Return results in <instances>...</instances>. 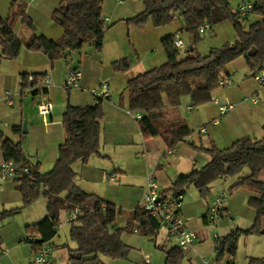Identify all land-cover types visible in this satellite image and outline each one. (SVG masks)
Instances as JSON below:
<instances>
[{
  "label": "trees",
  "instance_id": "trees-1",
  "mask_svg": "<svg viewBox=\"0 0 264 264\" xmlns=\"http://www.w3.org/2000/svg\"><path fill=\"white\" fill-rule=\"evenodd\" d=\"M103 3L104 0H60L51 19L62 29V34L58 39L51 40L35 33L32 21L26 14L25 4L13 0L9 16L6 19L0 16V59H16L22 46L43 53L51 63L79 50L84 44H94L100 48L106 30ZM250 13L258 15V18L250 22ZM249 14L246 17L248 27L244 28L229 0H144V9L125 19L127 24L135 26H141L151 19L155 26H160L180 16L184 23L182 30L191 36L193 42L199 39L201 33L198 27L204 23L212 26L230 20L236 33L232 43L212 48L206 55L196 52L194 46L187 47L185 54L180 55L179 50L173 47L175 34H169L162 39L167 60L126 80L129 110L143 112L137 124L144 139L160 136L167 150L173 149L180 142H187L191 130L185 121L178 115L169 119L164 109L167 106L177 108L183 96L190 98L192 106L209 101L211 92L218 86L219 77L229 74L227 65L237 58L245 59L250 74L262 67L264 0H256ZM18 18L31 31L27 39L23 40L14 31ZM113 67L116 70L126 69L128 63L125 59L118 60L113 63ZM28 74L34 75L36 80L44 75L25 73L23 78ZM22 89H26V85ZM100 100L91 106H66L62 113L65 141L58 147V158L53 168L46 173H40L39 164H31L25 154L21 126L13 127V132L20 135V140L15 142L6 138L0 144L3 160H10L20 168L27 167V171H18L15 178L22 196V205L1 211L0 218L18 213L40 196L46 199L47 215L25 226L27 234L36 236L27 240L33 250L44 242L52 247L50 240L57 234L61 210H80L76 219L68 221V237L76 246L72 248L66 243L62 245L67 249V264H105L101 256L125 259L129 246L121 240L122 234L136 233L153 238L160 228L149 212L137 206L125 226L112 230L111 226L121 210L114 203L86 193L75 184L77 173L73 169L74 163H87L93 155L104 157L100 150L103 118ZM262 128L264 132V125ZM200 148L210 156V160L199 169L181 175L164 193L178 196L184 194L188 187L194 186L200 196L206 198L211 182L239 175L247 168L248 174L241 176L230 190L244 187L257 194L247 202L255 210L254 222L246 228L237 226L217 240L218 256L224 253L232 256L241 234L264 236V134L261 138L243 136L226 148H219L214 143ZM181 256L182 250L173 247L166 253L165 264H179ZM248 264H264V256L250 258Z\"/></svg>",
  "mask_w": 264,
  "mask_h": 264
},
{
  "label": "crops",
  "instance_id": "crops-1",
  "mask_svg": "<svg viewBox=\"0 0 264 264\" xmlns=\"http://www.w3.org/2000/svg\"><path fill=\"white\" fill-rule=\"evenodd\" d=\"M35 1L36 0H27V2L25 3L26 4L28 3L27 5L29 4L32 5V3H34ZM37 2L40 3V7L42 6L40 13L44 11V14L47 17V20L49 23L52 12L58 7L60 0H57L56 2H53V3L52 2L48 3L46 2V0H39ZM108 2L109 1L105 0L103 3V8H102L103 19L108 18V21H105V22H112L113 21L112 17H114V15H116L117 13L123 12V10L120 7L117 8V6L122 5V4L121 3L116 4L115 3L116 1L114 2V0L113 2L111 1L109 3L112 6L111 10L114 11V15L111 16L107 14L106 12H103L104 9L105 11H107ZM109 4L108 6L110 7ZM43 6L46 9H43L44 8ZM119 8H120V11H119ZM28 13H29V9H28L27 15H29ZM1 17L3 18V16ZM29 17L32 18L30 15ZM127 18H130V17L118 16V19H122L124 20V22H125V19ZM33 19L35 20L36 18H33ZM174 19L180 20L181 23H179L180 24L179 29L182 30L184 26V23L182 22L183 21L182 18L180 16H175ZM43 20L41 23H43ZM22 28H23L22 25L19 24L18 27L14 29L15 33L19 37L21 35L20 33H23ZM30 34L31 32L25 33L24 39H27ZM172 34L176 35L179 33H172ZM38 35H44V34H38ZM45 37L51 40L57 39V38H53L52 36L51 37L45 36ZM103 41H104V37H103ZM103 41H102L100 48H97L94 44H88L86 47L84 48L81 47L79 50L72 51L68 53L65 57L55 60L52 63L49 62V60L43 53L38 52V51L28 50L24 46L21 47L17 58L10 60L8 68H4V67L1 68V62L7 59H0V85L9 84V87L8 85H6L5 86L6 88L4 89L10 90L12 92L13 101H14L12 105H8L3 100H0L2 101L0 102V137H1L0 144H1V141H3L6 138L12 141H15V142L20 140V135L18 133L13 132V127L15 126L22 127V119H25L27 132L24 133V137L22 138V148L25 154L27 155V157L29 158L31 164H35V163L39 164L40 173H46L53 168L58 158V147L59 145L63 144L65 141V131L62 125V113L68 104L73 105V106L95 105L97 103V100L90 94L88 88H91V87L97 88L99 87V84L102 80L109 79V81H111L115 79L117 76L121 77V80H123L122 84H125L128 78L134 77L144 72L143 70H141L143 69L142 67L140 68L139 72H137L136 74H130L131 65H129L128 62H127L128 67L126 69L116 70L114 68V71H113L112 65L118 59V57H120L118 55L112 56L113 58H110L109 62H107L106 64H103L101 60L100 52L95 51V50L102 49ZM63 59L65 60V62L63 61ZM71 69H79L82 72V78L79 82V86L81 87V89H72V90L65 89L64 80H65L67 73ZM137 69H139V67ZM25 73H37V74L50 73L53 77L54 86L51 87L47 92L42 93L44 95H40V96H43L44 98H47V100H50L53 105L52 112L48 116V121L46 123H43L42 120L39 123L38 115L36 112L35 114L30 113V112L34 113V108H33L32 103L35 102L37 104L39 100V96H38V93L36 92L30 91L28 89H24V90L22 89L23 81H24L23 74ZM228 73H231L229 72V69H228ZM109 81H108V85L110 86ZM108 89H109V97L106 99L100 100L102 104V108H103V118L101 120V133H100V150H101V147L106 148L109 146L111 137H113L112 133L110 132V129H111L110 127L112 126L130 125L131 119H132L135 123L137 130L141 134L140 129L137 124V119L139 118L137 117L136 114H139L141 118L143 116V112L141 111L136 112V111L129 110L128 93L124 94V91H123L119 94V97L115 98L112 96V92L110 88ZM6 90H3V91L5 92ZM235 90L242 91L243 93H248L247 94L248 96L246 97V99L247 98L251 99L252 97L255 98V102L251 101L253 104L258 103L259 101L258 99L260 97H261L260 99L261 100L263 99V102H264V96L261 95L259 97L258 95H256V94H259V91L262 89H254V88L249 89V87L246 85L244 81H240V83H238ZM56 92L59 93V96H60L59 99H58V95H56ZM75 98L77 99L76 100L77 102L73 103L72 100H74ZM188 99L190 100L189 97ZM15 105H16V108L14 107ZM56 108L57 110H55ZM167 108L176 109L177 114H179L180 116V111H181L180 109L190 111L192 107L190 104H185V106L182 107V99H181V104L177 108L171 107V106H167ZM259 111L262 113V116L264 118V104L262 105L261 108H259ZM127 115H129L130 118H128ZM262 123H261V129L263 130L262 127L264 124ZM213 126H216V125H213ZM205 127L207 128V126ZM198 133L201 134L202 132L198 131ZM236 139L238 138L229 139V143L232 144ZM144 140L147 141L149 139H144ZM211 141L212 143L213 142L215 144L217 143L215 140H211ZM231 144H228V146H225V148L229 147ZM175 150H176L175 148L171 149L170 150L171 152L169 154H173ZM103 151L101 152V154L104 157H106L107 154H105ZM167 151H166V154H167ZM136 155H140V153H137ZM100 158H103V157H97L93 155L89 158L87 163H82L81 161H77L76 163L73 164V169L75 170L77 175H79V177L77 176V178L75 179V184L82 191L89 193V194H93L97 196L98 198L105 200L108 198H105V196L103 197L99 195L97 190H94L91 187L92 183L101 181L104 178V172L102 171L103 169L101 168ZM182 160H184V158H181V156H176L174 157V159L168 162L166 166H164L161 161L158 162L156 167H154V164L151 165L155 168L152 170L151 176L154 177V179L156 180L159 186V189L162 192H164L165 190H168L171 187L172 183L175 182L182 175L180 172L181 171L180 166L183 164ZM2 161H3V156L0 150V164ZM160 166L161 168H158ZM162 169L165 172H162L161 171ZM193 169H199V168H195V165L193 164L191 170ZM191 170L189 171L187 170L186 174H188ZM152 173L156 174V176H154ZM247 174H248V169L244 168L239 175L226 176V177H222V178H218L214 180L209 185L210 195L207 198H203L197 193V195L192 194L193 197L191 196L188 200L183 201L184 194H182L181 213L188 227L196 233L197 239L191 247H189L186 250H182V256H181L179 264H202L203 260H206L208 264H214V262H217L218 264H234L235 263V260L228 255L223 258L225 260L224 262L222 259L219 258L218 252H217L218 251L217 250V240L229 234L237 226L241 228H246V227H250L254 222L255 210L253 208H252L253 212H247V215L232 216V217L228 216L231 208L229 207L230 204L227 201L232 196V194H234L235 192H239V194L243 197L244 202L246 204L250 197L257 196L256 193H254L253 191L247 188L246 189L248 191H239L244 187H238V188L230 190V188L233 185L239 182V178L241 176H245ZM107 175H108L107 177L108 180L113 181V182L116 181L115 174H107ZM16 177L0 181V212L3 210H7L11 207L12 208L17 207L22 203L21 193L19 192L16 186L17 185V182L15 181ZM232 177H235V179H232ZM168 182H169V185H166V183ZM162 184L163 186L165 185V188L161 189L160 185L162 186ZM222 193H224L225 195L230 194V197L226 198L224 201L225 203L223 204L224 211H223L222 219L217 224H215L214 229L211 230L212 228H209V223L205 217L206 208H207L208 203L211 201V199L219 196ZM166 194L172 195V193L170 192H167ZM109 202L113 203L112 200H110ZM140 203H141V199L139 203L135 204V206L130 210V212H132L137 206H139ZM247 206L249 205L247 204ZM37 208L38 209H34L35 211H32V213L27 215L26 218H24V220L16 223L17 227L15 229V232L12 234L13 235V238L11 241L12 245L11 247H8L10 248L8 259H13V260L15 259L13 256V253L10 254L11 249H13L14 251L16 250L17 251L16 254L20 253L19 250H23L24 255H25L24 264L30 263L34 250L31 244L27 240L31 236H34V237L36 236L33 234H27L25 232V226L34 224L42 220L47 215L45 198L39 201V206H37ZM27 212H30V211H27ZM69 213L70 212H66L64 210L60 211L59 217H58L59 224L57 226V234L50 240V243H52L54 238L59 235L58 228L61 227L63 223H69L68 221L65 220L66 216ZM7 220L8 219L3 220L2 223H4ZM125 224L124 225L118 224L117 216H116V221L111 226V229L113 230L119 227H123L125 226ZM4 225L5 224L0 223L1 228ZM160 228L158 230L157 235L153 238L152 237L150 238L147 236H140L136 233L122 234L121 240L126 245L129 246V252L126 258L125 259H112L108 256H101V259L103 260L105 264H139L142 260L143 253H149L151 255L152 264H165L167 251L176 246L174 242L168 239L165 229H164L163 235L159 233ZM0 231H1L0 242L2 245L6 246V244H9L7 238H5L4 240L6 229L2 228ZM213 232H215V234L218 236L217 238L214 237ZM68 234H69V230H68ZM65 243H61V244L57 243L54 246L63 247L62 245ZM68 245L74 248L76 246V243L73 242L71 245L70 244ZM263 256H264V236H256L254 239V243L248 247V251L246 252L241 264H248V261L250 258H261ZM17 258L20 259L19 255ZM65 258H67V253L65 254ZM55 259L56 257L53 256L52 264H55ZM18 264H21V262L18 261Z\"/></svg>",
  "mask_w": 264,
  "mask_h": 264
},
{
  "label": "rangeland",
  "instance_id": "rangeland-1",
  "mask_svg": "<svg viewBox=\"0 0 264 264\" xmlns=\"http://www.w3.org/2000/svg\"><path fill=\"white\" fill-rule=\"evenodd\" d=\"M12 1L13 0H0V15L5 19L10 14ZM16 1L23 2L25 4L26 14L29 9L28 14L32 18H30L29 15L27 16L32 21V24L35 28V33L44 34L48 37L52 36L53 38L57 39L61 36L62 29L58 25H56L52 21V19H50L48 23L44 11L40 13L42 6L40 7V3L37 2L39 0H36L34 3H32V5H27L28 3H25L27 2V0ZM56 1L57 0H46V2L48 3H53ZM106 1H109L108 4L111 1L113 2V0ZM255 1L256 0H229L230 6L233 11H236L238 5L240 4L254 3ZM114 2L117 4V0H114ZM108 4L107 11H105L104 9L103 12H106L107 14L113 16L114 11L111 10L112 6L109 4V7ZM121 4L122 5L117 6V8L120 7L123 12L114 15V17H112V22H105L106 30L104 33L102 49L94 50L100 52L103 64L109 62V59L113 58L112 56L115 55L120 56L116 61L122 60L124 58L129 63V65H131L130 74H136L142 67L143 69L141 70L143 71L149 70L154 66L163 64L167 60V56L162 44V39L170 33H179V37L184 42L185 47L179 49L180 55L185 54V49L187 48V46H194L196 52H199L201 55H206L210 49L220 47L225 43H232L236 38L235 29L233 27V23L230 20H223L221 22L213 24L209 29H206L203 33H201L199 39L194 42L192 41L191 36L186 31L179 29V23H181L180 20L173 19L171 22L160 26H155L152 23L151 19H148L141 26L127 24L126 22H124V20L118 19V16L132 17L141 12L144 9V0H123ZM43 9L46 8L44 7ZM257 16L258 15L256 14L250 13L249 21L251 22L257 19ZM33 18L36 19L34 20ZM42 20L43 23H41ZM239 22L244 28L248 27L249 22ZM19 24H21L23 27V33H20V37L24 40V34L31 31L26 25L22 24L20 18L16 20L14 29H16ZM87 45L88 44H84L82 48L86 47ZM63 61L65 62L64 59ZM9 63L10 60L1 62V68H8ZM136 67H139V69H137ZM227 68L229 69V72L234 73V84L230 87L217 86L211 92V98L209 101L201 105L192 106L187 96L182 97V107H184L185 104H190L192 107L190 111L180 109V116L189 126L191 133L189 135L190 137L188 136L186 138L187 142H180L176 145V147H174L176 150L173 152V154H166L167 148L160 136H154L145 141L137 130L132 119L130 125H117L110 127V132L113 136H110V144L106 148L101 147V152L104 150L103 152L107 154L106 157L100 158L101 168L104 172V178L101 181L92 183L91 187L94 190H97L99 195L103 197L105 196V198L112 200L116 208L118 210H121L119 213H117L118 224L124 225L126 220L130 217V210L135 206L136 203H139L142 197V193L145 190V182H147L146 177L151 176L152 170L155 169L154 167L157 166L159 161H161L162 164L166 166L168 162L174 159V157L181 156V158H184V160H182L183 164L180 166V172L182 175H185L187 170H191L193 164L195 165V168H200L210 160V156L200 147H208L212 144L211 140H215L217 142L216 144L213 142L217 147L225 148V146L231 144L229 143V139L231 138H239L243 136H251L256 138L262 137V134L264 133L261 129V123L264 122V118L262 116V113L259 111V108H261L264 104L263 99H260L261 95L264 96V87H257L252 81L250 71L244 58L240 57L230 62L227 65ZM112 69L114 71V67ZM104 80H106L107 83L109 81V79ZM240 81H244L249 89H262L259 91V94H256L260 97L258 99V103L253 104L251 102V99H245L248 96V93H243L242 91L235 90ZM109 83L110 86L108 85V88H110L113 97H119V94L123 91L124 94L127 93V91L125 90L126 83L122 84L123 80H121V77L117 76L115 79L109 81ZM6 85H8L9 87V84L0 85V95L3 94V90H6L4 89L6 88ZM40 95L44 94L38 93V102L47 100V98H44ZM56 95H58L59 99L60 96L58 92H56ZM215 99L219 100L221 103L229 101L231 103H235L236 106L227 115L219 117L217 106L213 103ZM76 100L77 99L75 98L74 100H72V102L76 103ZM32 105L34 108V113H30L35 114V112L37 113L36 103L34 102L32 103ZM14 107L16 108V105ZM55 110H57V108ZM164 112L167 113L169 119H174V117L177 115L179 116L176 109L166 108L164 109ZM127 117L130 118L129 115H127ZM215 117H219V123L216 126H213L211 125V121ZM38 119L40 123L41 118L39 116ZM25 121V119H22V124ZM200 125L207 126L206 131L202 132L201 134L198 133V127ZM192 143L194 144V146H192ZM137 153H140V155H136ZM153 164L154 167L151 166ZM158 168H161V166ZM161 171L165 172L163 171V169ZM107 174H115L116 181L113 182L108 180ZM152 174L156 176V174ZM76 176L79 177V175ZM232 179H235V177H232ZM169 182L166 183V185H169ZM160 188H165V185H160ZM239 191L248 190L246 188H242ZM197 193L198 195H200L198 190L194 186L188 187V189H186L184 193L185 196L183 195V201L188 200L192 196V194L197 195ZM209 195L210 192L208 193L207 197ZM228 195H226V198L230 197V194ZM42 199L43 197L40 196L31 205L22 208L18 213L9 214L4 218H0V223L5 224L2 228L6 229L4 240L5 238H7L9 242V244H6V246L2 245L0 242V251L2 252L0 253V264H18V261H20L21 264H24L25 255L23 250H19L20 253L16 254L17 251L11 249L10 254L13 253V256L15 258L13 260L8 259V255L10 252V248L8 247H11L12 245V234L15 232V229L17 227L16 223L24 220L27 215L32 213V211H35L34 209H38L37 206H39V201H41ZM108 199L105 200L110 201ZM227 202L230 204L229 207L231 208L228 215L229 217L247 215V212H253V209L247 206L239 192H235L234 194H232ZM224 203L225 202H223V204ZM21 205L22 203L17 207H20ZM10 209H12V207L7 210ZM6 219L8 220L2 223V221ZM69 227V223H63L62 226L58 228L59 235L56 236L51 243L52 257H56L55 264L68 263L67 258H65L67 249L61 246L56 247L54 245L57 243L61 244L65 242L70 245L73 243V241H71L68 237ZM214 227V225L209 224V228H212L211 230H213ZM2 228L0 227V230ZM159 233L161 235L164 234L163 227L160 228ZM213 234H215V232H213ZM256 236L263 235L241 234L238 237L236 243L237 247L235 250V254L231 256L228 253H224L219 256V258L224 262L225 260L223 258L228 255L235 260L234 264H241L246 252L248 251V247L254 243V239ZM18 255L20 259L17 258ZM214 264L218 263L214 262Z\"/></svg>",
  "mask_w": 264,
  "mask_h": 264
},
{
  "label": "built area",
  "instance_id": "built-area-1",
  "mask_svg": "<svg viewBox=\"0 0 264 264\" xmlns=\"http://www.w3.org/2000/svg\"><path fill=\"white\" fill-rule=\"evenodd\" d=\"M123 0H117V3H122ZM254 7V3H244L238 5L236 9L237 17L239 21H246V17ZM108 21V18L105 19ZM210 25L207 23L201 24L198 27V31L203 33L206 29H209ZM173 47L175 49H182L185 47L184 42L178 34L175 35L173 41ZM234 73L224 74L219 77L218 86L230 87L234 84ZM82 78V72L79 69H71L64 80V87L66 90L81 89L79 82ZM252 81L257 87H264V64L255 73L251 74ZM23 85H26V89L36 92L44 93L47 92L51 87L54 86V80L50 73L44 74L38 80L35 79L34 75L28 74L23 81ZM90 94L96 99H106L109 97L108 83L106 80H102L99 87L89 89ZM246 99V98H245ZM248 99V98H247ZM0 100H3L6 104H13V94L10 90H6L0 95ZM251 101L255 102V98H251ZM217 108L219 117L227 115L235 108V103L224 102L221 103L215 99L213 102ZM53 105L49 100H42L37 102L36 110L38 116L41 118L43 123L48 121V116L51 114ZM140 118L139 114H136ZM219 117H215L212 121V125H217ZM199 132H205L206 127L200 125L198 127ZM171 151L168 150L167 154ZM18 171H27V167L20 168L12 161L3 160L0 164V181L16 177ZM226 199L224 193L211 199L206 208L205 217L209 224H217L223 217V202ZM142 209L149 212L152 217L158 222L160 227H163L166 231L168 239L174 242L175 246L181 250H186L191 247L197 239L196 233L191 230L186 224L185 219L181 213L182 209V195L173 196L167 195L159 189V186L154 177L149 176L147 178L146 187L141 198L139 205ZM80 210L75 208L70 212L65 220L70 221L76 219L80 215ZM214 237H218L213 234ZM34 239V236L29 237ZM49 243H41L34 249L32 259L29 264H52V249ZM1 253V251H0ZM139 264H152L151 255L149 253H143L142 260ZM202 264H208L206 260L202 261Z\"/></svg>",
  "mask_w": 264,
  "mask_h": 264
},
{
  "label": "water",
  "instance_id": "water-1",
  "mask_svg": "<svg viewBox=\"0 0 264 264\" xmlns=\"http://www.w3.org/2000/svg\"><path fill=\"white\" fill-rule=\"evenodd\" d=\"M22 132L23 133H26L27 132L26 122H23V124H22ZM76 178H77V176H76Z\"/></svg>",
  "mask_w": 264,
  "mask_h": 264
}]
</instances>
